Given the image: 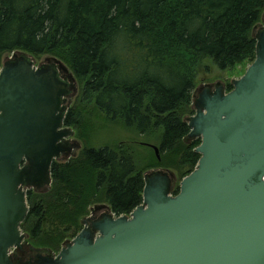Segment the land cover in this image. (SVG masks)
<instances>
[{"label": "water", "instance_id": "1", "mask_svg": "<svg viewBox=\"0 0 264 264\" xmlns=\"http://www.w3.org/2000/svg\"><path fill=\"white\" fill-rule=\"evenodd\" d=\"M255 39V58L230 91L205 85L193 99L186 122L200 157L178 193L172 173L145 174L140 205L106 210L90 226L84 218L37 264H264V26ZM11 55L0 67V264H13L25 241L26 191L49 189L52 162L81 149L63 122L72 87L51 66L64 65Z\"/></svg>", "mask_w": 264, "mask_h": 264}, {"label": "trees", "instance_id": "2", "mask_svg": "<svg viewBox=\"0 0 264 264\" xmlns=\"http://www.w3.org/2000/svg\"><path fill=\"white\" fill-rule=\"evenodd\" d=\"M263 11L264 0H0V55L60 59L83 99L110 122L140 135L159 132L155 164L163 167L162 155L176 152L185 177L200 157L194 151L200 139L184 143L190 128L182 116L192 103L196 68L206 59L221 71L252 62L251 31ZM82 116L69 109L64 126L77 128ZM135 150L123 143L86 146L76 158L53 161L43 199L35 202L33 189L26 191L21 231L32 227L37 237L51 215L75 230L74 213L98 194L112 214L128 215L142 203L144 187Z\"/></svg>", "mask_w": 264, "mask_h": 264}, {"label": "rangeland", "instance_id": "3", "mask_svg": "<svg viewBox=\"0 0 264 264\" xmlns=\"http://www.w3.org/2000/svg\"><path fill=\"white\" fill-rule=\"evenodd\" d=\"M264 26V11L261 13L259 21L251 31V36L256 37L258 30H261ZM12 53H4L0 55V67L5 61L11 58ZM18 54H25L31 56L33 63L38 66L45 64L47 58L54 59L59 61L60 64L64 65V71L60 72L63 76L67 78L68 84L72 87L69 94L66 96V109L78 110L82 113L83 120L78 125L77 128L70 127L74 131L72 136L73 140H77L81 144V149L77 151L75 157H70L69 159L76 158L79 156L83 147H115L121 143L127 144L134 147L135 154L139 163L143 164L144 176L155 170H162L167 173H172L174 176L173 189L176 185H179L180 181L183 179V176L188 171L186 167H176L177 153H165L162 155L163 167L161 165H156L155 162L161 160L158 155L155 154L154 149L151 146H157L159 144L158 133H152L150 136L140 135L133 129H128L123 126L121 122L115 123L110 122L106 119L94 106L92 102L85 101L82 96L81 84L75 79L69 67L60 59L53 57L52 55L48 56L42 55L39 57L32 56L23 52H18ZM53 60V61H54ZM250 60L244 59L239 61L233 67L227 69L226 71H221L216 68V66L211 62V60H203L202 64L198 65L196 68V78H195V88L192 93V103L187 110H183L182 116L186 120L188 117L194 115L195 107L193 105V99L197 96L198 92L205 85H210L211 89L214 88L215 84H220L227 91V87L232 84L233 80L240 78L247 67L250 65ZM193 139H187V144L193 143ZM178 149V147H177ZM164 156V157H163ZM145 162V163H144ZM140 164V165H141ZM148 164L151 167H146ZM51 190V185L47 191ZM33 200L39 201L41 198V192L33 190ZM98 208L96 215H101L106 210L111 212L108 204L104 200L103 194H98L97 197H91L89 201L84 205L83 210L77 211L74 213V218L71 220L73 223L77 224L78 227L74 230V227L66 229L68 223L57 221L53 215L48 217L47 222L42 226V230L38 232L37 237H34L32 234V227L26 228L27 231H22L25 234L26 238L23 243L24 250L20 252L23 258H26L29 255H33L31 250L32 248H39L45 254H57L61 248H63L67 243L72 241L74 232H79L82 228V220L88 218L91 214L92 209ZM76 226V225H75ZM77 235V234H76ZM43 253V254H44ZM12 256V255H11Z\"/></svg>", "mask_w": 264, "mask_h": 264}, {"label": "flooded vegetation", "instance_id": "4", "mask_svg": "<svg viewBox=\"0 0 264 264\" xmlns=\"http://www.w3.org/2000/svg\"><path fill=\"white\" fill-rule=\"evenodd\" d=\"M259 32V30H258ZM258 32L256 33V35L258 34ZM53 65H51L56 73H57V77L59 78V80L67 82V78L65 76H63L60 72H62L61 70L64 71V69H60L57 65H55L54 63H52ZM41 66L44 67H48L49 65L47 64V62L45 64H41ZM217 84H215L216 86ZM214 86V87H215ZM97 211H99L98 208L96 209H92V212L90 214L89 221H87V225L90 226L89 224L97 219H99L101 217V215H96ZM24 250V246H22L20 249H14L11 251V255H12V262L13 264H37L40 260L44 259L45 257H47L50 254H45L43 251L41 250H31L33 255H29L26 258H23V256L20 254V252H22ZM44 253V254H43Z\"/></svg>", "mask_w": 264, "mask_h": 264}]
</instances>
